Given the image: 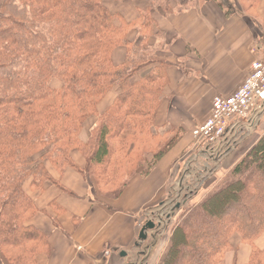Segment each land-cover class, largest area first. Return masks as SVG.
<instances>
[{"label": "trees", "instance_id": "1", "mask_svg": "<svg viewBox=\"0 0 264 264\" xmlns=\"http://www.w3.org/2000/svg\"><path fill=\"white\" fill-rule=\"evenodd\" d=\"M106 1L0 0V258L5 264H38L39 254L50 253L45 234L26 225L38 212L26 189L41 193L54 187L75 196L46 165L59 178L69 169L93 179L100 197L116 200L138 169L143 166L141 177H148L182 139L181 128L164 126L180 134L151 150L169 64L149 40L164 36L152 13H180L186 2L144 0L146 6L136 5L135 15L126 18ZM236 1L244 13L258 2ZM132 32L137 39L130 40ZM118 51L123 56L115 63ZM109 94L110 104L99 112ZM73 153L84 158V167L76 166ZM50 208L57 215L65 211L55 202ZM263 234L264 135L216 187L181 213L156 264H223L227 254L236 253L235 235L250 248L246 264H264V249L254 244Z\"/></svg>", "mask_w": 264, "mask_h": 264}, {"label": "crops", "instance_id": "2", "mask_svg": "<svg viewBox=\"0 0 264 264\" xmlns=\"http://www.w3.org/2000/svg\"><path fill=\"white\" fill-rule=\"evenodd\" d=\"M182 1L186 5L180 13L164 16L157 10L152 17L169 45L168 53L162 54L169 64L168 86L163 93L168 102L160 105L156 126L179 127L186 135L148 177L134 178L112 204H105L69 169L61 178L52 170L49 173L74 197L54 187L41 193L26 189L38 210L26 225L45 234L50 247L49 254L36 257L38 264H110L116 254L123 259L127 249L139 248L140 211L158 200L161 186L175 170L180 172L184 167L179 156L190 143V131L208 117L212 98L231 96L247 77L251 63L262 57L264 0H258L248 13L236 0H177ZM122 56L121 51L115 52V63H120ZM72 159L80 168L84 166L75 153ZM52 202L64 213L57 215L50 208ZM254 244L264 249V234ZM112 246L115 250L109 251ZM235 249L236 254H227L225 262L246 264L250 248L238 242ZM121 252L125 253L123 258ZM0 264H5L1 258Z\"/></svg>", "mask_w": 264, "mask_h": 264}, {"label": "rangeland", "instance_id": "3", "mask_svg": "<svg viewBox=\"0 0 264 264\" xmlns=\"http://www.w3.org/2000/svg\"><path fill=\"white\" fill-rule=\"evenodd\" d=\"M186 1L188 2V0ZM106 4L112 12H120L126 18L135 15L136 5L142 7L146 6L144 0H121L119 2L107 0ZM178 5H183V1ZM242 5L245 6V4ZM177 9H179V7H177ZM128 37L130 38V40L137 39L135 38V32L130 33ZM165 39L166 37L164 35L161 39L150 38L149 40V44L154 47L153 50L157 52V54L161 57L162 54L164 55V53H168L169 45L168 43L166 44ZM112 96L113 94H109L106 99L100 103V105L98 106L99 112H102L110 104ZM214 98H212L211 100L210 111ZM166 101L168 102V99L164 98L161 104ZM93 121V119H90L84 127L80 135L82 141H85L87 139ZM157 128L158 129L156 132L158 133V137L152 142V151H154L156 148L163 147V145L167 143L169 139H171L173 136H176L177 134H180L170 132L168 127ZM193 129L189 133L190 143L188 147L185 148L179 156V158L183 159L182 163L184 162V167L180 168V172L178 170H175V173L170 175L168 181L165 182L163 186L160 185L162 188L159 191L160 195L158 200L154 201L153 204L144 207L140 211V214L138 216L140 224L139 228L146 222L150 221L154 222L155 229L152 232L150 231L147 233L146 241H144L143 243H138L139 248L133 249V247H131L127 249L126 256L123 259H120L116 254L113 262H111L110 264H156L165 248L169 234L172 228L175 226L181 213L184 210L190 208L192 205L197 204L207 193H209L214 187H216L229 173L232 166L248 151L253 142H256L257 139L264 135V115L253 128V130L238 137L234 144L235 146L229 151V153L225 155H222L220 152L210 155V152L203 151V142L193 137ZM182 131L183 138V136L186 135V132H184L183 129ZM175 147H173L171 150H173ZM135 149L136 148H134V150ZM75 155L79 156V158L82 159L85 165L84 158L78 153H75ZM46 166L48 170H51L49 165ZM76 166L78 165L76 164ZM143 171L144 167L142 166V168L138 169L137 174L131 179V181L138 176L141 177V172ZM85 181L87 185H90L91 188L94 189L93 191H95L96 196H98L99 199H102L105 204H112L117 200L100 197L96 190L95 181L90 178ZM107 189L108 188L104 190ZM111 209L114 210V208ZM156 220H158V223H160L159 225ZM135 240L137 241V238ZM238 242H240L239 237L236 235L233 236L231 239V243L234 248ZM242 248L243 247H240V250H242ZM112 250H115V247L112 246L109 251ZM182 260L183 258L180 259V261ZM225 260L226 259H224L223 264H229L228 262H225Z\"/></svg>", "mask_w": 264, "mask_h": 264}, {"label": "built area", "instance_id": "4", "mask_svg": "<svg viewBox=\"0 0 264 264\" xmlns=\"http://www.w3.org/2000/svg\"><path fill=\"white\" fill-rule=\"evenodd\" d=\"M263 115L264 52L251 63L247 77L231 96L213 99L209 116L193 129L192 135L203 142V151L225 155L240 135L253 130Z\"/></svg>", "mask_w": 264, "mask_h": 264}, {"label": "water", "instance_id": "5", "mask_svg": "<svg viewBox=\"0 0 264 264\" xmlns=\"http://www.w3.org/2000/svg\"><path fill=\"white\" fill-rule=\"evenodd\" d=\"M153 229V224L152 223H147L145 224L139 231V234H138V240L139 241H145L146 238H147V235L146 233L149 231V230H152ZM125 256V253L124 252H121L120 253V257L123 258Z\"/></svg>", "mask_w": 264, "mask_h": 264}]
</instances>
